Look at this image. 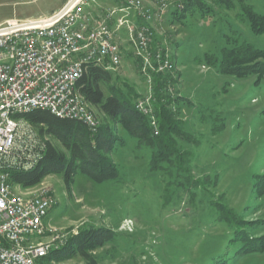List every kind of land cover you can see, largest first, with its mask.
<instances>
[{
    "label": "rangeland",
    "instance_id": "374dc122",
    "mask_svg": "<svg viewBox=\"0 0 264 264\" xmlns=\"http://www.w3.org/2000/svg\"><path fill=\"white\" fill-rule=\"evenodd\" d=\"M69 1L0 0V24L45 18ZM126 1L81 3L93 21L117 8L108 22L122 61L99 87L130 109L112 116L88 103L97 125L82 123L110 169L95 178L71 165L15 184L51 199L44 240L73 249L42 264H264V76L225 72L239 47L264 50V0H167L161 10L140 0L151 23L120 11ZM128 21L151 28L147 57ZM36 132L71 158L56 136Z\"/></svg>",
    "mask_w": 264,
    "mask_h": 264
},
{
    "label": "built area",
    "instance_id": "2783aa9c",
    "mask_svg": "<svg viewBox=\"0 0 264 264\" xmlns=\"http://www.w3.org/2000/svg\"><path fill=\"white\" fill-rule=\"evenodd\" d=\"M166 1H158L159 10L161 2L165 5ZM126 2L120 11L133 7L147 22L146 7L134 0ZM81 3L84 0L65 5L49 17L0 24V61L9 60V68L0 71V264H37L41 248L55 241L44 240L52 230L38 225V216L51 208V199L43 196L20 205V199L13 197V190H19V186L11 181L9 169L29 165L36 153L46 151L27 115L48 104L65 118L82 115L94 128L93 118L72 95V85H78L83 71H89L81 67V60H100L109 70L118 66L121 48L108 22L117 8L110 9L102 20L93 21L82 13ZM75 16L84 17L83 26L66 30V23ZM124 18L119 19L117 28L127 23ZM28 27H37L39 38L23 39V30ZM127 29L135 51L147 57L152 41L150 27L130 23ZM51 31H61V38L44 41V34ZM30 228H38V235H30Z\"/></svg>",
    "mask_w": 264,
    "mask_h": 264
},
{
    "label": "trees",
    "instance_id": "16d2710c",
    "mask_svg": "<svg viewBox=\"0 0 264 264\" xmlns=\"http://www.w3.org/2000/svg\"><path fill=\"white\" fill-rule=\"evenodd\" d=\"M236 52V55L231 54L228 56V60L229 58L234 60L229 65L227 64L228 69L225 72L233 71L236 74L257 73L260 77L264 76V50L255 49L250 45H243ZM239 66L241 69H237ZM111 77L109 69L92 65L89 67V71L81 78L79 87L88 103L99 107L112 116H118L123 109L125 111L130 108L125 107L124 103L114 95L105 98L103 90L99 87L101 82L108 83ZM27 118L42 134L56 136L63 146L70 151L71 158H66L51 143H48L42 158L31 170H10V177L13 183H19L21 186L36 184L47 173L52 172H64L67 175L71 170V165L91 170V174L95 178H102L107 173V170L110 169V162L100 153L98 145L96 143L93 144V142L91 144L86 138L89 133L82 122L59 118L46 110H35L28 114ZM134 118L139 123V126H145L143 123L145 120L141 114H135ZM89 238V236H86L85 240L87 241ZM77 242L75 241V243ZM253 249L255 248L253 247L250 250ZM70 251H73L71 245L64 246L59 251H56V249L52 250L47 256L39 259L38 264H42L43 260L51 254H55L57 257H64L71 253Z\"/></svg>",
    "mask_w": 264,
    "mask_h": 264
},
{
    "label": "bare ground",
    "instance_id": "6f19581e",
    "mask_svg": "<svg viewBox=\"0 0 264 264\" xmlns=\"http://www.w3.org/2000/svg\"><path fill=\"white\" fill-rule=\"evenodd\" d=\"M134 1L137 2L138 5H140V7H146V6L142 5L140 0H134ZM158 1H160V0H158ZM157 8L159 9V7H157ZM146 9L149 10V12L147 14V22H150L153 19L154 13H153L151 8L146 7ZM83 24H84V17L83 16H75V17H73V19L69 20V23H66V30H74V28H80L81 26H83ZM150 30H151V28H150ZM32 38H39V29L37 27L25 28L23 30V39H32ZM59 38H61V31H51V32H47L44 34V41H55V39H59ZM121 61H122V57H121V55H119L118 65L121 63ZM92 65L100 66V67H104L106 69H109V67H107L105 65V63H100V60H91V59L81 60V67H83V69H89V67ZM8 68H9V60L0 61V71H4ZM86 73H87V71H83V76ZM72 95H73V98L79 100L80 106H82L85 113L89 114V116L91 118H93L95 125H97L95 122L94 114L90 110L89 104L86 101L85 96L79 90L78 85H72ZM41 110L49 111L50 113H52L56 117L80 121V122L84 123L85 125L89 126V122H87L86 118H84L82 115H69L67 118H65L63 116H59L58 112H55L54 109H51V105H48V104H41ZM43 143H44V148L46 149L47 144L45 142H43ZM44 152L36 153L35 154V160H29V165H24L20 168H10L9 169V176H11L10 170H12V169H19V170H24V171L31 170L40 161ZM22 189L23 188H21V186H19V190H13V197H15V199H20V205H28V202H35L36 200L43 198V196H41V195L28 196L26 194V191L22 190ZM50 209L51 208L42 210V213H40V215L38 216L39 227H48L47 223L45 222V218L48 216ZM31 233L38 234V228H30V234ZM54 246L55 245H48V246H43L41 248V252H39V258H37V264H38L39 259L47 256L52 250L55 249Z\"/></svg>",
    "mask_w": 264,
    "mask_h": 264
},
{
    "label": "water",
    "instance_id": "95a60500",
    "mask_svg": "<svg viewBox=\"0 0 264 264\" xmlns=\"http://www.w3.org/2000/svg\"><path fill=\"white\" fill-rule=\"evenodd\" d=\"M77 0H70L67 4H66V7H69L71 5H73ZM65 7V8H66Z\"/></svg>",
    "mask_w": 264,
    "mask_h": 264
},
{
    "label": "crops",
    "instance_id": "0c3cea01",
    "mask_svg": "<svg viewBox=\"0 0 264 264\" xmlns=\"http://www.w3.org/2000/svg\"><path fill=\"white\" fill-rule=\"evenodd\" d=\"M66 5V4H65ZM64 6H59L58 8H56V10L53 13L58 12L59 10H61ZM52 15V14H51ZM50 15L46 16L49 17ZM43 17V16H42Z\"/></svg>",
    "mask_w": 264,
    "mask_h": 264
}]
</instances>
